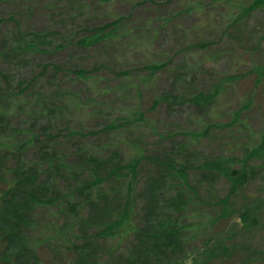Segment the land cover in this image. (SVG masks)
I'll return each instance as SVG.
<instances>
[{"label": "rangeland", "instance_id": "rangeland-1", "mask_svg": "<svg viewBox=\"0 0 264 264\" xmlns=\"http://www.w3.org/2000/svg\"><path fill=\"white\" fill-rule=\"evenodd\" d=\"M251 1L0 0V108L10 113L3 119L7 130L24 132L25 144L9 160L13 170L23 163L27 173L36 174L35 185L51 187L49 166L57 162L74 163L79 175L90 156L98 161L117 152L115 165L124 169L139 160L130 220L138 226L143 189L157 178L154 161L176 159L187 175L184 195L194 231L203 229L191 234L187 250L215 235L213 250L224 245L232 255L216 251L211 264H264V162H248L250 169L263 170L248 175L224 209L228 182L201 171L211 159L240 160L264 137V7L232 25ZM117 18L125 23L113 42L80 46ZM78 71L89 83L75 78ZM23 83L29 85L26 105L10 97L21 93ZM211 94L209 104L195 100ZM172 176L167 183L178 178ZM67 183L45 198L75 187ZM103 186L124 189L114 182ZM60 206L61 211L39 207L30 215L26 236L44 264H72V245L91 234L82 223L91 219V228L96 223L97 213L89 207L74 213L65 201ZM246 207L255 213L254 226L247 228L237 217ZM76 214L81 219H74ZM86 238L95 243L93 234ZM114 253L108 260L104 253L98 256L105 264H123L127 251L120 247ZM186 255L190 260L191 252Z\"/></svg>", "mask_w": 264, "mask_h": 264}, {"label": "trees", "instance_id": "trees-1", "mask_svg": "<svg viewBox=\"0 0 264 264\" xmlns=\"http://www.w3.org/2000/svg\"><path fill=\"white\" fill-rule=\"evenodd\" d=\"M261 7H264V0L251 1L233 20L232 25H239L248 14ZM121 23H125L124 18H117L111 24H106L102 30H107L108 33H104L102 30L95 31L91 38L81 41L80 46H93L102 40L113 42ZM20 34L18 31V35ZM19 41L22 46L23 40ZM26 46L34 48V44L31 42L26 43ZM74 76L78 80L89 83L85 81L86 75L81 71H78ZM28 86V83L20 84L21 93L10 97H14L26 105L27 100L23 98ZM0 93H2L1 89ZM55 96L56 94L49 96L51 101L54 100ZM213 99L214 95L211 94L206 97L197 96L195 100L202 101L206 105ZM2 110L0 108L1 264H44L37 257V245L28 235L26 236L33 221L30 215L39 207H49L50 209L56 207V211H61L60 205L63 201L66 202L67 209L74 213L79 210V207H89L97 213L95 214L97 219L94 227L91 228L93 225L91 219L82 223L85 231L93 234L95 243L86 238L87 236L90 237L91 234H87L86 237L82 235L83 238L72 245L71 252L74 257L72 264H105L98 255L104 253L106 260L112 259L114 252L120 247L127 251L124 259L121 260L124 262L123 264H211L216 260L217 257L214 253L217 250H213L217 246V236L215 235H211L207 240L200 242L195 249L187 250L192 244H190L191 234L196 235L195 232H202L203 229L198 226L194 231L193 217L191 218L187 211V201L184 195V190H187V175L180 166L178 167L176 159L154 161L157 166V178L148 182L147 187L143 189L141 199L144 201V209L141 215V223L138 226H132L130 220L135 214L133 183L136 179L139 160H132V163L124 165V169L115 165L120 156L117 152H112L106 159H98V161H96L97 157L90 156L87 168L79 175L75 174L74 166H70L74 163L68 164L66 167V163L57 162L53 164L54 166H49V169L54 172L50 179L54 183L57 180L55 188L52 180H50L52 188L48 185H35L36 174L30 170L27 173L23 163H21V168L17 167L16 170H13L16 165H10L13 157L18 152L22 153L25 148V144H21L24 132L7 130V125L3 119L10 116V113L2 112ZM139 117L141 118L142 115L140 114ZM192 135L196 137V134ZM9 139L12 141L8 142ZM31 142L32 140H29V143ZM83 149L90 152L86 148ZM253 159L264 162V137L240 160L236 158L211 159L202 166L201 171L204 176L208 175L215 179L222 177L228 182V195L221 201V208H226L232 195H237L236 192L241 191L246 185L248 175H252L254 171L263 170L261 167H254L253 169L248 167V162ZM173 173L178 178H173L170 183H167L166 180L173 177ZM77 175L80 179L76 177ZM70 181H73V185H75L72 190L64 194L54 191L52 193L56 199L45 198V195H50L52 190L58 188V185L61 186L60 183L65 184ZM110 182L118 184L121 188L124 186V189L112 192L103 186ZM182 187H186V189H182ZM162 190L163 193H161ZM74 197L81 202L73 204L67 202ZM106 206L110 207L108 213L104 210ZM237 214L242 226L246 228L254 226L255 218L253 216L255 213H252L248 207L240 210ZM223 216L228 217L225 213ZM74 219L81 218L76 214ZM58 233L59 231H57ZM130 238L131 241L127 247L126 241ZM225 238L226 236H223L219 239L224 241ZM189 252L192 254L190 260L186 255ZM217 252L224 254V258H229V255H232V252H229L224 245Z\"/></svg>", "mask_w": 264, "mask_h": 264}]
</instances>
